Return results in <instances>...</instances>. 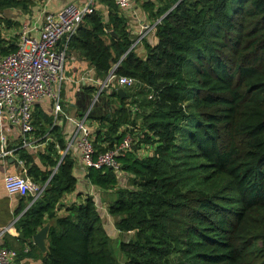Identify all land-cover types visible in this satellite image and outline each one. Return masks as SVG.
Wrapping results in <instances>:
<instances>
[{"label": "trees", "instance_id": "1", "mask_svg": "<svg viewBox=\"0 0 264 264\" xmlns=\"http://www.w3.org/2000/svg\"><path fill=\"white\" fill-rule=\"evenodd\" d=\"M19 4L0 0V9ZM107 4L105 19L96 8L84 15L68 51L97 77L117 62L116 73L137 79L124 95L109 86L91 106L94 84H81L73 95L79 116L90 107L97 151L127 131L137 137L131 148L154 145L143 157L131 148L118 155L117 170L85 167V178L101 187L113 186L120 169L133 174L135 188L107 204L115 228L131 233L119 241L125 263L264 264V0H166L147 9L159 21L140 40L144 56L134 50L140 41L129 49L127 21L112 0ZM15 47L13 40L1 42L0 55ZM104 99L115 100L118 113L100 111ZM142 111L145 131L138 132L134 115ZM33 113L36 128L45 114ZM59 127L46 131L57 134L40 153L47 171L32 152L15 146L26 174L46 182L31 204L20 197L16 227L31 238L50 222L48 264H116L94 195L79 191L81 200L61 202L77 178L70 150L58 152L67 139Z\"/></svg>", "mask_w": 264, "mask_h": 264}, {"label": "built area", "instance_id": "2", "mask_svg": "<svg viewBox=\"0 0 264 264\" xmlns=\"http://www.w3.org/2000/svg\"><path fill=\"white\" fill-rule=\"evenodd\" d=\"M97 1L99 0H83L80 5L69 2L57 11L43 12L42 22L38 26L22 22L19 35L13 40L15 49L0 55V158L12 151L6 143V133L10 126L17 128V147H24L30 152L46 144L47 134L35 133L33 110L37 102L50 100L54 117H64L75 125L67 136L64 149L60 150L61 157L76 147L79 161L86 168H120L117 156L131 148L137 139L135 132L127 131L119 142L97 151L92 142V129L86 118L90 107L79 118L67 114L63 107V85L69 79L65 67L69 40L76 33L84 15L94 11ZM112 1L120 13L121 10L129 8L133 0ZM158 21L159 18L152 24L141 23L138 37L129 49L145 37L146 32ZM116 65L117 62L104 77H97L94 72L84 70L76 79L79 84L82 82L95 85L91 105L97 100L99 93L109 86H114L116 90L119 87L124 89L137 81L134 76L116 73ZM132 108L137 109L136 105ZM2 183L9 196L29 197L28 205L39 197L46 184L32 180L26 174L25 168L18 173L5 172ZM17 256L18 251L15 248L0 245V264H19Z\"/></svg>", "mask_w": 264, "mask_h": 264}, {"label": "rangeland", "instance_id": "3", "mask_svg": "<svg viewBox=\"0 0 264 264\" xmlns=\"http://www.w3.org/2000/svg\"><path fill=\"white\" fill-rule=\"evenodd\" d=\"M18 1L20 2V4L18 6L6 8V9H0V43L2 42L4 44V41L6 42V41L16 39L19 35L21 23L24 21L27 22V19H25L26 17L23 14L24 13L32 14L37 10V6L34 3H32V0H18ZM146 3H148V2H146ZM149 4H150V2H149ZM96 9L101 14L102 18L105 19L108 17L109 8H108L107 0H99L96 4ZM124 18L127 19L125 17V15H124ZM127 25H128L127 29H129L128 31H129L132 39L135 40L138 37V34H137L139 31L138 23H134V22H133V24L127 23ZM128 27H130V28H128ZM109 29L112 30V27H109ZM145 36H146V34H145ZM142 40H143V38H142ZM140 42L136 45L134 50H135V53H137L139 56H144V52L143 53L141 52L144 49V47H143L142 41H140ZM74 53H73V55H74ZM75 56H76V62H78V60L81 58L79 57V55L77 53ZM65 67H66L67 72L72 71V68H73L72 62L70 61L69 58L66 59ZM81 67H86V66H81V64H77V69L81 68ZM77 69H76V71H77ZM76 73L74 70V73L72 72V74H70L72 77H70V79H68L66 81V86L64 88V92L62 93L63 107H64L65 112L69 115H71L72 113L75 114L74 111L75 112L77 111V108L75 110V109H69V107H68V101H70V102L74 101L73 95L78 91V88H79V84L77 83V81L75 79ZM90 99L92 102L93 96H91ZM91 102H90V105H91ZM44 103H47V106L45 104H43V105H45L44 108H40V107H42V104L38 105L39 106L38 109H40L41 112L45 114V116H43V115L40 116L43 120L38 121L41 124L36 126V130H37V134L41 133L40 135H43L46 133L48 136L47 141L49 143V141L51 142V139L57 140V134L54 133L52 136H49L48 132H46L47 129H49V128L51 129L53 125H56V121H58L57 120L58 118H64V117L60 116V117L55 118L50 102H44ZM100 105L102 106L100 111H103V109H108L109 112L118 113L117 106L119 104L115 100H108L107 101L104 99L103 102L101 101ZM43 109H46V111L43 112ZM148 110L149 109H147L146 111H148ZM85 111L86 110H84V111L82 110V113H84ZM79 114H81V111H80V113L77 111V113L75 114L77 117L75 115H74V117L79 118L83 115L82 114L79 116ZM142 114H143V111L138 116L134 115L135 123L138 126L137 127L138 132L145 131L144 126H143ZM34 117H35V114H34ZM35 120H36V117H35ZM63 122L64 121H62V123ZM87 122L89 123V124L88 123L87 124L91 129L97 127V124L95 122H93L92 119L87 120ZM62 128H63L62 126L59 127L60 131ZM61 134H63V133H61ZM153 147H154L153 144H151L149 142L142 141V142H138L135 146H133V148H131V152H129V153L131 155L136 156V157H143V156L151 153ZM46 148H47V142L44 145L38 146L37 152L35 154L33 153V155H34L33 159H34V161H36L37 163H39L41 165L43 170L47 171L49 168L46 165H44L43 162L39 158L40 153H43L42 151L47 150ZM60 150L58 152H60ZM55 168L56 167L53 168V171L55 170ZM72 170H73V173L76 175V178H77L78 186H76V188L80 189V192H82V194H84V195L87 193H91L92 195H94V197L96 198V202L98 204L97 205V207L99 208L98 210H100V213L102 215V220H103L104 226H105L106 230L109 232V234H112V236H114L111 239L110 248H111L113 256L116 259V264H126L125 263V254L119 248V241L120 240H126L128 237H130L131 233L130 232H128V233H120V232L116 233V231L114 230L115 216H112L107 212V204H108V202L113 200L116 196H118L120 193L125 194L126 191H130V190H133L135 188V184H134V182H132L133 174H131V173H129L123 169H120L116 172L118 175L117 181L113 186L108 185L107 187H101V186H98L96 184H91L88 180L85 181V178H84L85 175H83V173H78L77 171L79 169H77V167L75 165L73 166ZM80 170L83 171L82 168ZM85 171H86V169H85ZM68 193H66L65 195H67ZM72 193H74V192H72ZM72 196H73V194H72ZM65 197L61 198V200L65 201L64 203H66ZM78 199L81 200V197H79Z\"/></svg>", "mask_w": 264, "mask_h": 264}, {"label": "crops", "instance_id": "4", "mask_svg": "<svg viewBox=\"0 0 264 264\" xmlns=\"http://www.w3.org/2000/svg\"><path fill=\"white\" fill-rule=\"evenodd\" d=\"M148 1H150V4ZM165 1L166 0H133L131 6L127 9L121 10L120 13L122 15H125V17L127 18L126 19L127 23H132V24L133 22L138 23V26L140 28L141 23H149V24L153 23V18L149 15V10L147 9L152 8V10H155V8L159 4ZM69 2H73L77 5H80L83 2V0H32V3H34L37 6V10L32 14L24 13L23 15L26 17L25 19H27V23H29L30 26H38L42 22L43 12L57 11L62 6H64L66 3H69ZM152 32H153V28H151V30L146 32L145 37L149 38V36L152 35ZM141 52L145 53V48ZM73 53L74 52L72 50L69 51L68 53V58L72 62V67H73L71 72L69 71L67 72L66 70V75L68 76L69 79L70 77H72L70 74H72V72L74 73V70H75V73L77 72L75 79H77L80 76L81 72L84 70L86 71L90 70L91 72H94L93 67L86 60L79 59L78 62H76V56H75L76 52L74 53V55ZM77 64H81V66H86V67H81L77 69ZM66 81L64 82L65 84L63 85L62 93L64 92ZM81 84L83 83L81 82L79 84V88ZM44 102H50V100H43V101L37 102L34 105V110L36 108L37 109L39 108L38 106L39 104H42V107L40 108H44L45 105L47 106V103H44ZM50 104L52 107L51 102ZM68 107L69 109L76 110V107L74 106V102L68 101ZM45 111L46 109H43V112ZM74 113L76 114L77 111L76 112L74 111ZM75 114H73L72 116H74ZM41 120L43 119L41 118ZM57 120L58 121H56V125L63 127L61 129L63 133V137L67 138V136L73 131L75 127L74 123L65 118H58ZM62 121L64 122L62 123ZM17 139H18L17 128L14 126H10L6 133V143H7V147L12 151L5 157L0 158V233H1L0 244H5L7 246H11V247L18 249L17 261L19 264H48L44 259V255L46 251L45 252L40 251L39 248L36 246V244L32 242L31 238H25L23 234L21 233V231L17 229L16 221L21 214V212L17 213V210L21 204V198L19 196H9L6 193V190L2 183V176L5 172L18 173V172H21L23 169V163L17 157V153L15 152V146L18 141ZM37 150H38V147L35 150H30V152L35 154ZM70 152H71V156L74 159V165L77 167V169H79L77 172L83 173V175H85V167L79 161L78 151L76 147L71 148ZM81 168L83 169V171L80 170ZM72 173H73V170H72ZM86 180L87 179L85 178V181ZM76 186H78V184ZM79 191L80 189L76 188L74 191H72L74 193L69 192L67 195H65L66 194L65 193L62 198L66 196L65 197L66 203H70L71 201H74V200L78 201ZM61 202H65V201L61 200ZM64 212H65V209L63 207L61 209L56 210V214H63ZM114 230L116 231V233L119 232L115 228V226H114ZM109 235L111 238L114 237L112 236V234H109ZM45 242H46V246L48 247V235L45 239Z\"/></svg>", "mask_w": 264, "mask_h": 264}, {"label": "water", "instance_id": "5", "mask_svg": "<svg viewBox=\"0 0 264 264\" xmlns=\"http://www.w3.org/2000/svg\"><path fill=\"white\" fill-rule=\"evenodd\" d=\"M117 92L121 95H124V89L121 87L117 89ZM49 227H50V222L47 221L42 226H40L31 237L32 242L36 244V246L42 252H45L47 249L45 239L48 235Z\"/></svg>", "mask_w": 264, "mask_h": 264}]
</instances>
